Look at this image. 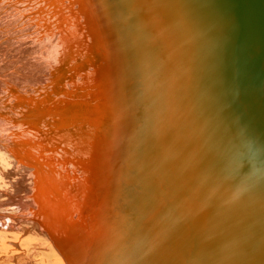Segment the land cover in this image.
I'll use <instances>...</instances> for the list:
<instances>
[{"label": "bare ground", "instance_id": "bare-ground-1", "mask_svg": "<svg viewBox=\"0 0 264 264\" xmlns=\"http://www.w3.org/2000/svg\"><path fill=\"white\" fill-rule=\"evenodd\" d=\"M196 1L0 0V264H264V146Z\"/></svg>", "mask_w": 264, "mask_h": 264}, {"label": "water", "instance_id": "water-1", "mask_svg": "<svg viewBox=\"0 0 264 264\" xmlns=\"http://www.w3.org/2000/svg\"><path fill=\"white\" fill-rule=\"evenodd\" d=\"M196 2L202 6L201 10L197 9L194 12L196 15L193 18L198 22L197 24H200V21L213 24V21L217 19L218 31L222 35L221 39L232 41L235 47L234 53L223 49L224 54L226 53L227 63L224 64L225 68L222 72L224 73L223 81L227 79L230 72L235 78L234 84H237L236 89H232V91L235 112L240 116L242 124L236 125L241 131L248 134L241 136H249V141L253 144L264 146V5L256 3L257 7H246L247 3L244 0H224L222 3L219 0H197ZM234 7H238V11L234 10ZM242 10L250 12V18L243 17L244 14H240ZM245 21L248 24L240 27L242 28L240 29L241 33L227 34L230 28L237 31L236 27ZM219 27H223L224 31ZM258 34H263L260 42H257L256 35ZM232 37L238 38L236 40ZM192 52L184 50L183 53L187 56L190 54L195 56L194 50ZM194 78L190 81L200 79L199 77ZM201 82H205V80ZM224 83L231 87V84ZM216 85L215 89L218 90ZM226 85L223 84L224 87ZM213 104L217 105L215 102Z\"/></svg>", "mask_w": 264, "mask_h": 264}]
</instances>
